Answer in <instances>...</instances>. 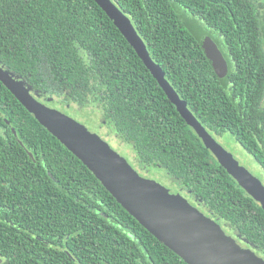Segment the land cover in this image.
Wrapping results in <instances>:
<instances>
[{
    "label": "trees",
    "instance_id": "trees-1",
    "mask_svg": "<svg viewBox=\"0 0 264 264\" xmlns=\"http://www.w3.org/2000/svg\"><path fill=\"white\" fill-rule=\"evenodd\" d=\"M113 1L189 109L217 140L235 139L264 182V0ZM205 35L225 56L226 76L204 51ZM0 64L45 102L92 106L141 165L165 171L264 258V209L204 146L96 0H0ZM99 130L91 131L101 136ZM0 258L1 264H189L1 80Z\"/></svg>",
    "mask_w": 264,
    "mask_h": 264
},
{
    "label": "water",
    "instance_id": "water-1",
    "mask_svg": "<svg viewBox=\"0 0 264 264\" xmlns=\"http://www.w3.org/2000/svg\"><path fill=\"white\" fill-rule=\"evenodd\" d=\"M96 2L135 48L204 146L264 209V182L242 165L189 109L187 102L167 80L161 66L151 57L131 18L113 0ZM201 42L215 71L226 76L228 63L217 43L209 35H205ZM0 80L50 133L94 173L131 215L187 263L264 264L263 257L240 245L214 218L193 206L182 194L171 193L157 180L141 176L98 133L41 100L38 92L1 64ZM14 133L17 132L14 130Z\"/></svg>",
    "mask_w": 264,
    "mask_h": 264
},
{
    "label": "rangeland",
    "instance_id": "rangeland-1",
    "mask_svg": "<svg viewBox=\"0 0 264 264\" xmlns=\"http://www.w3.org/2000/svg\"><path fill=\"white\" fill-rule=\"evenodd\" d=\"M48 103L54 104V106L58 107V109H63L65 113L69 115H74L75 118L80 121L81 123L90 121L92 125H89L86 123V125L92 130L97 131L101 127V123L98 121L100 119L99 115L95 116L93 112V107H72L71 105H66L63 101L59 100H53L50 98L45 99ZM96 120L98 121L97 123ZM107 132H110L108 128L104 130L103 133H101V136H103L105 139L108 140L109 144L125 159L128 161V163L134 167L141 176L145 178L155 179L159 183L163 184L165 187L170 189L171 193H180L184 197H186L189 202L201 209L203 212L206 213L203 207L201 206L200 202L195 201L194 199H189L185 191L181 190V186L170 176H167L165 171L161 170L157 166H143L141 163L136 159L134 149L126 142L122 140V138L117 137L114 134H106ZM219 142L230 152L234 154V156L240 161L242 165L247 167L253 174L259 177L260 172L258 171V167L253 161L252 157L247 155L241 145L233 138L228 137H222L219 139ZM209 216V213H207ZM213 218V217H212ZM215 219V218H214ZM216 220V219H215ZM217 221V220H216ZM218 222V221H217ZM219 223V222H218ZM220 224V223H219ZM227 229V228H226Z\"/></svg>",
    "mask_w": 264,
    "mask_h": 264
},
{
    "label": "flooded vegetation",
    "instance_id": "flooded-vegetation-1",
    "mask_svg": "<svg viewBox=\"0 0 264 264\" xmlns=\"http://www.w3.org/2000/svg\"><path fill=\"white\" fill-rule=\"evenodd\" d=\"M101 127L100 128H104V130H106V128H108L106 125H104V126H102V125H100ZM99 128V129H100ZM109 129V128H108ZM104 130L102 131V133L104 132ZM100 130H98L97 129V132H99ZM100 133V132H99ZM106 134H110L109 132H107ZM226 230V232L228 233V234H230L231 236H233L235 239H236V241L240 244V245H242L244 248H249L250 246L248 245V244H246V243H244L243 241H241L238 237H237V235L236 234H238V233H236L233 229H229V228H227V229H225ZM250 249V248H249Z\"/></svg>",
    "mask_w": 264,
    "mask_h": 264
}]
</instances>
